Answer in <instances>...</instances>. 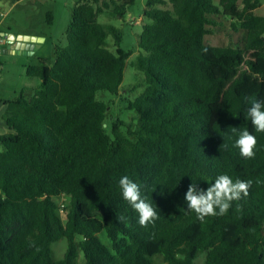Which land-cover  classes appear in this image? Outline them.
I'll list each match as a JSON object with an SVG mask.
<instances>
[{
    "label": "trees",
    "instance_id": "trees-1",
    "mask_svg": "<svg viewBox=\"0 0 264 264\" xmlns=\"http://www.w3.org/2000/svg\"><path fill=\"white\" fill-rule=\"evenodd\" d=\"M134 1L78 0L53 63L25 69L39 80L32 95L4 102L0 264H76L79 250L84 264H195L201 255L202 264H264V133L255 132L246 100L264 98L261 0H147L140 52L129 63L144 79L127 100L134 122L107 123L98 92L118 94L132 52L98 16L123 19ZM226 22L245 31L241 44H206ZM230 126L257 137L254 159L232 146ZM221 174L253 180L250 194L200 222L186 212L188 185L206 190ZM125 175L157 208L154 225L142 228L123 199ZM59 197L68 199L63 207ZM62 238L56 259L51 246Z\"/></svg>",
    "mask_w": 264,
    "mask_h": 264
},
{
    "label": "rangeland",
    "instance_id": "rangeland-1",
    "mask_svg": "<svg viewBox=\"0 0 264 264\" xmlns=\"http://www.w3.org/2000/svg\"><path fill=\"white\" fill-rule=\"evenodd\" d=\"M78 0H0V20L4 29L10 30L11 35L28 37L33 49H20L17 52H0V101L15 99L20 93L32 95L33 89L39 84L37 78H27L25 69L34 65L39 59H44L47 64L54 60V46L66 44L65 31L70 19V10ZM108 1V0H106ZM121 1V0H116ZM147 0H135L127 8L123 19L113 18L107 11L98 16L102 24H112L119 28L120 38L118 47L123 51H131L128 58L121 89L113 96L106 91L98 92V99L108 104L107 123L120 119L125 124H133L134 113L126 110L127 100L132 99L141 87L132 91L135 84H143V75L129 66L131 60L140 52L137 48V37L143 22L148 20L143 17ZM218 4V0H214ZM49 14V15H48ZM256 14L264 15V5L256 10ZM217 29L213 34L205 37V43L214 46L239 45L244 39L245 31L232 33L227 28ZM110 50L114 51L113 40H108ZM60 207L68 202L66 197L55 199ZM101 241L110 246L104 233L98 234ZM79 241V238H77ZM66 248V240L60 239L52 244L51 249L56 259L62 257ZM204 256L201 255L195 264H202ZM76 264H84L83 253L79 250Z\"/></svg>",
    "mask_w": 264,
    "mask_h": 264
},
{
    "label": "clouds",
    "instance_id": "clouds-1",
    "mask_svg": "<svg viewBox=\"0 0 264 264\" xmlns=\"http://www.w3.org/2000/svg\"><path fill=\"white\" fill-rule=\"evenodd\" d=\"M250 103L247 109L248 118L251 121L255 132L264 133V98L246 97ZM231 136L235 137L233 147L239 150V154L245 160L254 159L256 156L257 137L247 127H229ZM231 138V137H230ZM220 148L227 149V143L220 145ZM253 180L235 181L227 174L218 175L214 183L206 190L200 189L195 183L188 185L184 199L187 203L186 212H194L200 222H204L210 216H224L232 207L233 201H240L248 197ZM259 183V181H256ZM119 187L122 197L131 208L138 214V223L142 228L155 224L159 219V213L147 198L141 195V186L130 179L127 175L119 179ZM117 219L123 221L124 217ZM37 251L39 249L37 248Z\"/></svg>",
    "mask_w": 264,
    "mask_h": 264
},
{
    "label": "water",
    "instance_id": "water-1",
    "mask_svg": "<svg viewBox=\"0 0 264 264\" xmlns=\"http://www.w3.org/2000/svg\"><path fill=\"white\" fill-rule=\"evenodd\" d=\"M1 37H5V47H2L3 39H0V52H17L20 49H33V45L27 39H18L11 34L0 33Z\"/></svg>",
    "mask_w": 264,
    "mask_h": 264
},
{
    "label": "crops",
    "instance_id": "crops-1",
    "mask_svg": "<svg viewBox=\"0 0 264 264\" xmlns=\"http://www.w3.org/2000/svg\"><path fill=\"white\" fill-rule=\"evenodd\" d=\"M263 5H264V0H261V4H260V6H259V8L260 7H263ZM258 8V9H259ZM259 15V14H258ZM1 24H2V22H1V20H0V33H4V34H9V33H11L10 32V30H8V29H4V28H2V26H1ZM16 36V38H18V39H24L25 37H23L22 35H15ZM28 38V37H27ZM27 38H25V39H27ZM0 39H3L4 40V42L2 43V47H5V37H1L0 36ZM4 102L5 101H0V134H4V133H7V132H9V130L4 126V123H3V121H2V115H3V113H4V111H5V105H4Z\"/></svg>",
    "mask_w": 264,
    "mask_h": 264
}]
</instances>
